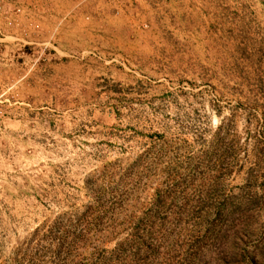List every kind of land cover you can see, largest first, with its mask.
<instances>
[{"label":"rangeland","instance_id":"1","mask_svg":"<svg viewBox=\"0 0 264 264\" xmlns=\"http://www.w3.org/2000/svg\"><path fill=\"white\" fill-rule=\"evenodd\" d=\"M121 2L0 62V264H264V0Z\"/></svg>","mask_w":264,"mask_h":264},{"label":"crops","instance_id":"2","mask_svg":"<svg viewBox=\"0 0 264 264\" xmlns=\"http://www.w3.org/2000/svg\"><path fill=\"white\" fill-rule=\"evenodd\" d=\"M119 1L122 4L130 0H109V4L112 5L113 2L115 8L121 9L123 4L119 6ZM17 3L29 5L25 9L30 14V20L27 18L25 24L31 28V32L37 25L43 30L44 36L55 34V43L60 54L71 53L68 50L71 38L76 42L83 38H75V31L82 30L89 34L90 26L101 25L105 19L104 6L108 4L107 0H17ZM133 4L132 1L125 7Z\"/></svg>","mask_w":264,"mask_h":264},{"label":"built area","instance_id":"3","mask_svg":"<svg viewBox=\"0 0 264 264\" xmlns=\"http://www.w3.org/2000/svg\"><path fill=\"white\" fill-rule=\"evenodd\" d=\"M26 6L29 5L18 4L17 0H0V62L25 64L29 59L38 63L49 56L68 55L60 54L55 34L46 37L37 25L31 32V28L25 24L30 17L26 13Z\"/></svg>","mask_w":264,"mask_h":264}]
</instances>
